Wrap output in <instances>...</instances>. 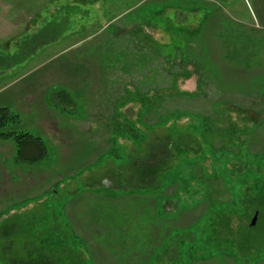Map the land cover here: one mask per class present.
<instances>
[{
  "label": "rangeland",
  "instance_id": "374dc122",
  "mask_svg": "<svg viewBox=\"0 0 264 264\" xmlns=\"http://www.w3.org/2000/svg\"><path fill=\"white\" fill-rule=\"evenodd\" d=\"M19 77L47 154L16 161L13 213L0 185V264H264V0H0V87ZM178 110L196 116L146 128ZM166 135L182 151L160 188L118 189L127 159ZM2 141L0 184L13 183ZM73 197L81 237L62 216ZM100 199L123 202L111 224Z\"/></svg>",
  "mask_w": 264,
  "mask_h": 264
},
{
  "label": "trees",
  "instance_id": "16d2710c",
  "mask_svg": "<svg viewBox=\"0 0 264 264\" xmlns=\"http://www.w3.org/2000/svg\"><path fill=\"white\" fill-rule=\"evenodd\" d=\"M165 7V6H164ZM156 13H161L164 8L163 5L157 7ZM146 23H151L153 26H159L157 24V20L151 18ZM135 31H139V28H135ZM177 35L178 32L174 31L173 39L171 46L175 48L176 52L169 55V58L166 55H161L160 52L162 49H159V42H153L155 44L154 51L158 56H162V58H166L168 62L175 61L177 57H182L178 54L179 47L177 44ZM161 47V46H160ZM175 65V63H174ZM171 66V65H170ZM62 97L64 98L62 102L68 104L72 102L71 96L66 91H61ZM66 98V99H65ZM64 104V105H65ZM144 113H146V109H144ZM153 115V114H152ZM183 116H190L193 118L196 115H191L188 111L178 110L173 112L166 113L165 116H159V120L154 122L153 124H145L146 128L152 129L159 125H168V130L175 133L177 120L182 118ZM18 120V115L10 111L7 107H0V139H11L16 148L17 154L16 158L23 162L34 161L33 158L36 157L37 160L43 158L46 154V149L44 145L41 143L39 138L28 134V133H18L13 130L7 129V126L10 124L13 125ZM143 120V117H140V121ZM175 122L171 124V122ZM170 122V124H168ZM202 122H206V119ZM145 135L141 132H136V138L138 141L142 140ZM181 138H177L180 140ZM32 143L35 145V152L32 154H26L25 148L28 143ZM178 144H174V141L170 136L166 135L164 137L155 138L153 142L147 143L145 147H138V153L133 157L127 159V162L123 165L127 166V169L123 170L122 174L118 175L117 188L122 190L124 187H127L129 191H141L147 192L152 190H157L161 186V178L164 173L172 168L174 155L177 152L179 154L182 151L181 141H176ZM33 156V157H32ZM36 161V160H35ZM8 232V231H7ZM6 232V234H7ZM51 264L54 263L53 258L50 259ZM47 260L42 258V256L28 257L25 260V264H47ZM55 264V263H54Z\"/></svg>",
  "mask_w": 264,
  "mask_h": 264
},
{
  "label": "crops",
  "instance_id": "0c3cea01",
  "mask_svg": "<svg viewBox=\"0 0 264 264\" xmlns=\"http://www.w3.org/2000/svg\"><path fill=\"white\" fill-rule=\"evenodd\" d=\"M21 79H22V77L16 78V79L10 81L9 83H7L6 85H4L3 87H0V91L2 90L1 92H5V91H7L8 89H11V88H12V90H14V91L10 90L11 92H8V93L4 94V97L0 100V107H7L10 111H12L13 113L18 115V123H14L13 125L8 126V127H11V128L14 129V128H17L19 126H22L23 128H26L29 131V134L39 138V140H40L41 136L43 135L42 132L40 133V132L37 131V133H34V132L30 133V129H31V131L32 130H41L42 129L41 128L42 127V124H41L42 119L40 121H37V119L40 118L41 116H38V115L35 114L34 116H32V118L29 117L27 122L26 121H22L23 114L26 113V112H29L30 110L25 109L26 106L24 107V105H23L24 102L22 100V97L23 96L25 97L24 94H25V92L27 93V91L19 90V88L18 89L16 88L19 85L18 82ZM36 87L37 86L35 84H27L25 89L26 90L27 89H31V91H32ZM13 131L19 132V130H17V129L13 130ZM0 140H3L2 142L9 143V145H12L10 150L8 149L10 151V154H8V159L13 162L10 165V168H11L13 174L10 172V175H13L16 178V180H15V182L10 183V181H8V179L5 178L6 179L5 183L4 184L2 183L0 185L3 186V188L5 189V191H4L5 194L7 193L9 196H12V195L15 194V196L9 197L10 200H12V201H10V204H9V210H10V213H13V211H15V209H13L12 207L10 208V206L12 204H14V203H20L21 200H25V197H26V195H24L26 191L22 190V188H21L22 178H23V176H25V171L26 170H23V168L21 167V164L16 163V161H18V159L16 158L17 150L14 148V147H16L14 142L11 139H0ZM25 152L28 155L29 154L33 155V152H35V145L29 142L27 147L25 148ZM68 153H69V151H67V153L65 154L64 158L62 159V162L64 164H65V162L68 159ZM14 155H15V157H14ZM33 160L34 161H28V162L29 163H33V165H34L35 162H37V161H35V160H37L36 157H34ZM40 160H42V158ZM40 160H38V161H40ZM18 162L21 163L22 161H18ZM3 170H4V173H5V177H7L8 176V172H7L8 168L6 166H3ZM27 170L31 171V172L34 171V169L33 170L27 169ZM69 174L71 176H73L75 174V172H73L72 169H68L67 175H69ZM11 187L13 189L10 190ZM53 193L56 194L58 192L55 191ZM13 198H14V200H13ZM89 200L90 199H87V201H89ZM76 201L77 200L74 199V197L71 198V199H68V201H65V203H63L61 205L62 208H61V206H60V208L62 210V216H64L66 221H67L66 222L67 225L68 226L70 225V227H71L72 233L75 234V232H78V233H80L79 236L81 237L83 234H86V231H85L86 227L84 225L85 221H82V220L79 221V222L76 221V215L77 214H82L80 206H79L78 203H76ZM87 201H84V203L93 204L92 202H87ZM99 201H100V204H99L100 206L99 207L101 208V211L97 212L96 217H98V216L100 218L102 217L101 219L104 218L103 220H106L109 224H111L113 222V219L117 218V210H119L121 208V204L123 203L122 200L100 199ZM144 203L146 205L148 204L147 201L144 202ZM21 204H22V202H21ZM142 207H145V206L142 205ZM23 209L26 210L27 208L22 207V210ZM23 212H25V211H23ZM90 236H92V234H90Z\"/></svg>",
  "mask_w": 264,
  "mask_h": 264
},
{
  "label": "water",
  "instance_id": "95a60500",
  "mask_svg": "<svg viewBox=\"0 0 264 264\" xmlns=\"http://www.w3.org/2000/svg\"><path fill=\"white\" fill-rule=\"evenodd\" d=\"M255 217H256V214H255V216L252 218L251 225H253V224L255 223Z\"/></svg>",
  "mask_w": 264,
  "mask_h": 264
}]
</instances>
